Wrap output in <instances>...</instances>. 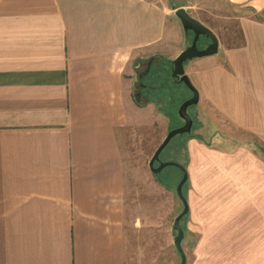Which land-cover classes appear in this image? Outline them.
Segmentation results:
<instances>
[{
	"label": "crops",
	"instance_id": "1",
	"mask_svg": "<svg viewBox=\"0 0 264 264\" xmlns=\"http://www.w3.org/2000/svg\"><path fill=\"white\" fill-rule=\"evenodd\" d=\"M221 1L251 15L185 74L239 134L188 141L181 252L184 264H264V0ZM178 8L0 0V264H160L159 218L144 231L128 215L125 145L145 111L136 80L190 33ZM174 221L165 264L181 260Z\"/></svg>",
	"mask_w": 264,
	"mask_h": 264
},
{
	"label": "rangeland",
	"instance_id": "2",
	"mask_svg": "<svg viewBox=\"0 0 264 264\" xmlns=\"http://www.w3.org/2000/svg\"><path fill=\"white\" fill-rule=\"evenodd\" d=\"M170 1L175 6H183L193 18L208 28L221 43L224 44L223 41L228 39L230 42L229 46L233 45L231 43L232 39L238 38V31L234 30L233 25L240 22L239 18L251 15V11L248 9L236 8L227 1ZM190 35L192 34H186L184 46L183 48L181 47L182 51L190 45L192 38ZM205 44L206 40L201 38L199 47L202 48ZM181 48H174V50L180 54L182 52ZM178 55H173V58L175 59ZM213 56L188 61L184 71L187 70L188 75L193 73L195 69H200L201 61L214 59L211 58ZM171 68H173L171 60L160 59L154 63L152 69H149V71L151 70L150 73L143 80L140 76L136 80L135 88L136 91L138 89L137 92L141 96H137L140 103L138 100V102L135 101L139 106L144 107L145 111L138 118L139 120L136 122L137 126L132 127L129 131L130 133L128 132V142L125 145L128 153V202L132 205L128 215L132 222L139 219L144 231L147 225H151L150 223L145 224V222L149 221L152 217H154V220L156 217L159 218L158 242L161 251L160 264H165L167 261V257L164 254L167 253V246L172 241L171 230L167 222L172 223L174 221L173 212L175 216L183 212V203L177 193L178 184L182 179V172L176 167L168 166L160 173L153 174L148 164L156 149L165 138V134L184 124L177 112L180 105L192 96L191 91L179 79L171 77ZM144 69L145 66H141L138 70L139 74ZM136 91L134 92L135 95ZM187 113L192 119L190 132L175 136L164 147L165 149L160 154L159 162H176L184 167L190 157L187 147L190 138L196 139L200 145L216 148L221 146L219 143H221L223 137L227 136L231 139L233 135L239 134L232 129V126L225 119L218 116L213 110L207 111L206 106L203 104L198 103L197 106H190L187 109ZM240 134L243 133L240 132ZM231 145L229 144L227 147L230 148ZM153 166L156 168L158 163L155 162ZM183 186L181 189L182 196ZM175 204V208H172ZM166 216L167 218L170 216L171 219L167 221ZM175 234L177 235V232ZM176 235L174 236L176 237ZM171 249L179 253L174 244Z\"/></svg>",
	"mask_w": 264,
	"mask_h": 264
},
{
	"label": "water",
	"instance_id": "3",
	"mask_svg": "<svg viewBox=\"0 0 264 264\" xmlns=\"http://www.w3.org/2000/svg\"><path fill=\"white\" fill-rule=\"evenodd\" d=\"M174 15L179 20L182 26V29L186 33H189V32L193 33V39H192L191 45L188 46L185 50H183L174 60H172L173 68H171L172 69L171 76L172 78L179 79L191 91L192 96L189 99L185 100L184 103L180 105L178 112H177L178 116L183 120L184 124L178 128L172 129V131L170 130L167 134H165L166 135L165 138L163 139L161 144L156 149L148 165H149L150 171L153 174L160 173L164 168L168 166H173L181 170L182 179L180 180L178 184L177 193L181 201L185 205L184 198L181 195L182 186L184 185L186 181V172H185L184 167L176 162H159V157H160L161 152L165 149L164 147H166L175 136L183 135L185 133L190 132L191 127H192V119L188 115L187 109L193 105L197 106L199 102V94H197L198 91L193 86V84L191 83L187 75L185 74L184 64L193 59H200V58L215 55L218 51V41L215 35L208 28H206L199 21L194 19L184 8L175 9ZM200 36H205V37L210 38L211 44H209L204 49H198L196 41L199 40ZM146 72H144L140 76V78L144 76ZM138 95L139 97L141 96V94L140 93L138 94L137 92L134 97L139 101V99L137 98ZM155 162L158 163V166L156 168L153 166ZM185 212H186V208H184L183 212L175 219L174 226H173L175 231L177 232V235L174 239V244L181 256L180 264L185 263V257H184L183 252H181L182 251L181 241L183 238V233L178 225H179L181 218L184 216Z\"/></svg>",
	"mask_w": 264,
	"mask_h": 264
},
{
	"label": "flooded vegetation",
	"instance_id": "4",
	"mask_svg": "<svg viewBox=\"0 0 264 264\" xmlns=\"http://www.w3.org/2000/svg\"><path fill=\"white\" fill-rule=\"evenodd\" d=\"M192 35V38H191V42H192V39H193V33L192 32H190ZM201 38H203V39H205L206 40V44L202 47V48H200L199 47V42H200V40H201ZM197 42V48L198 49H204V48H206L209 44H211V39L210 38H208V37H205V36H200L199 37V40L198 41H196ZM203 42V41H202ZM190 45H191V43H190ZM189 45V46H190Z\"/></svg>",
	"mask_w": 264,
	"mask_h": 264
},
{
	"label": "trees",
	"instance_id": "5",
	"mask_svg": "<svg viewBox=\"0 0 264 264\" xmlns=\"http://www.w3.org/2000/svg\"><path fill=\"white\" fill-rule=\"evenodd\" d=\"M186 63H187V62H186ZM186 63H185V64H186ZM185 64H184V65H185Z\"/></svg>",
	"mask_w": 264,
	"mask_h": 264
}]
</instances>
